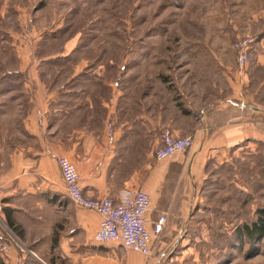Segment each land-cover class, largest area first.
I'll use <instances>...</instances> for the list:
<instances>
[{
	"label": "crops",
	"instance_id": "crops-1",
	"mask_svg": "<svg viewBox=\"0 0 264 264\" xmlns=\"http://www.w3.org/2000/svg\"><path fill=\"white\" fill-rule=\"evenodd\" d=\"M30 3L0 0V128H19L17 146L4 144L0 161V221L19 246L0 255V264H178L191 248L193 220L216 209L204 205L211 166L250 144L264 146V36L243 69L224 43L211 48L208 61L184 62L172 77L158 76L149 61L124 72L120 62L70 60L73 40L44 54L48 34ZM164 129L190 137V149L157 161ZM60 156L75 166L89 198L118 200L132 189L150 196L147 229L165 217L151 257L96 242L101 219L67 200Z\"/></svg>",
	"mask_w": 264,
	"mask_h": 264
},
{
	"label": "rangeland",
	"instance_id": "rangeland-1",
	"mask_svg": "<svg viewBox=\"0 0 264 264\" xmlns=\"http://www.w3.org/2000/svg\"><path fill=\"white\" fill-rule=\"evenodd\" d=\"M32 6L37 27L48 34L40 47L44 54L76 41L70 60L120 62L124 72L149 61L158 76L172 77L168 73L178 72L184 62L211 59V48L264 36V0H38ZM18 140L19 128H0V161L9 150L4 144L17 146ZM249 146L211 166L203 183L204 205L216 209L200 211L196 218L202 224L193 220L191 248L178 264H264V239L238 235L264 208V146ZM2 229L11 237L9 250L19 246L0 221Z\"/></svg>",
	"mask_w": 264,
	"mask_h": 264
},
{
	"label": "built area",
	"instance_id": "built-area-1",
	"mask_svg": "<svg viewBox=\"0 0 264 264\" xmlns=\"http://www.w3.org/2000/svg\"><path fill=\"white\" fill-rule=\"evenodd\" d=\"M29 1L35 4L38 0ZM31 23L30 18L27 25ZM27 25H21V28L25 31ZM254 44L255 40L252 37H244L234 42L232 48L240 69L247 65ZM112 134L113 124L108 122L107 136L112 137ZM160 143L161 146L155 151V159L166 161L190 149L192 139L176 138L169 129H164L160 135ZM56 160L67 200L78 208L95 212L101 219L99 230L94 236L96 242H116L125 251L151 257L152 240L160 234L165 217L158 220L152 231L147 229L145 216L150 210V196L144 191L132 189L123 192L118 200L110 195L97 199L89 198L83 193L78 172L70 160L62 156L57 157ZM2 230H0V255L7 254L12 243L11 237Z\"/></svg>",
	"mask_w": 264,
	"mask_h": 264
},
{
	"label": "trees",
	"instance_id": "trees-1",
	"mask_svg": "<svg viewBox=\"0 0 264 264\" xmlns=\"http://www.w3.org/2000/svg\"><path fill=\"white\" fill-rule=\"evenodd\" d=\"M185 113V110H184ZM239 231L240 234H239ZM238 235H242L246 238H259L264 239V208H259L256 210V217L251 222V224L242 225L239 228Z\"/></svg>",
	"mask_w": 264,
	"mask_h": 264
}]
</instances>
